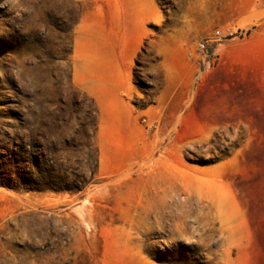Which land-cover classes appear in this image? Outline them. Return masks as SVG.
Wrapping results in <instances>:
<instances>
[{
  "label": "rangeland",
  "instance_id": "374dc122",
  "mask_svg": "<svg viewBox=\"0 0 264 264\" xmlns=\"http://www.w3.org/2000/svg\"><path fill=\"white\" fill-rule=\"evenodd\" d=\"M0 264H264V0H0Z\"/></svg>",
  "mask_w": 264,
  "mask_h": 264
},
{
  "label": "crops",
  "instance_id": "0c3cea01",
  "mask_svg": "<svg viewBox=\"0 0 264 264\" xmlns=\"http://www.w3.org/2000/svg\"><path fill=\"white\" fill-rule=\"evenodd\" d=\"M128 88H129L128 80H125L123 83H121L118 86L115 87L111 86L108 90H106L104 86H101L99 84L87 85V90L97 99L99 103L101 101L102 102L106 101L108 98L109 105H106L107 107H101V109H102L103 118L111 119V120L117 117L115 113L117 112L120 113L121 108L125 110L126 112L125 117L127 118L128 115L131 113V111H133L132 108L129 106L130 101L127 95L130 91L128 90ZM123 92H126V97L123 96ZM117 100H119V102H116ZM133 129H131L130 127L126 128L122 126L120 128L110 127L109 129H106V132L108 133L107 137H110L111 141L113 140L115 143L121 144L122 142H129L138 136L137 135L138 133L136 132V130H138L137 126L135 125ZM100 148H101V154H100L101 156H100L99 170L103 173L109 174V167L112 165V163H107L106 161L103 160L104 157L103 146L100 145Z\"/></svg>",
  "mask_w": 264,
  "mask_h": 264
},
{
  "label": "built area",
  "instance_id": "2783aa9c",
  "mask_svg": "<svg viewBox=\"0 0 264 264\" xmlns=\"http://www.w3.org/2000/svg\"><path fill=\"white\" fill-rule=\"evenodd\" d=\"M201 47H202V48H205V44H204V43H203V44H201Z\"/></svg>",
  "mask_w": 264,
  "mask_h": 264
},
{
  "label": "trees",
  "instance_id": "16d2710c",
  "mask_svg": "<svg viewBox=\"0 0 264 264\" xmlns=\"http://www.w3.org/2000/svg\"><path fill=\"white\" fill-rule=\"evenodd\" d=\"M31 187V185H29V187L28 188H30ZM32 188V187H31Z\"/></svg>",
  "mask_w": 264,
  "mask_h": 264
}]
</instances>
